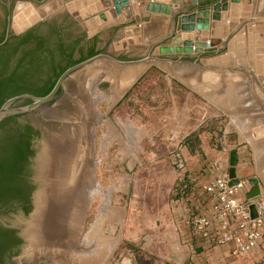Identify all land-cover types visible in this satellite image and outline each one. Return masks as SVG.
Instances as JSON below:
<instances>
[{"label":"rangeland","instance_id":"rangeland-1","mask_svg":"<svg viewBox=\"0 0 264 264\" xmlns=\"http://www.w3.org/2000/svg\"><path fill=\"white\" fill-rule=\"evenodd\" d=\"M44 2L36 5V9L44 6ZM258 3L262 12L251 15L236 31H245L248 25V29L257 33L253 37L257 41L251 39L248 47L252 66H262L264 58V0H254L255 5ZM27 7L29 3L18 1L14 10L17 14ZM61 8L66 13L80 10L85 19L97 15L101 5L88 6V0H54L41 7L38 14L40 17ZM91 11L95 14L88 17ZM18 26L15 25L16 29ZM173 31L174 38L182 34V30ZM121 32L116 28L102 30L101 53L125 60L165 59L128 63L99 56L68 75L63 82L62 98L50 108L19 116L20 122L34 123L40 128L31 166L37 192L42 190L41 195L37 194L40 226L34 237L30 218L8 216L10 223L22 230L25 243L15 263L0 260V264H264V245L256 253L233 260L221 253L213 257L198 250L189 226L190 215L197 211L195 204H191V194L205 191L202 184L208 179L207 171L199 165L208 163L213 154L218 158L221 150L226 153L223 166L228 170L230 150L239 149L242 158L245 157L243 162L252 160L249 147H244L247 143L239 142L237 130L225 133L218 129L220 126L233 129L234 125H227L231 117L204 108L206 99L196 92L197 85L202 87L196 78L197 71H202L205 64L211 67L215 62L220 64L221 58L200 60L197 66L199 52L175 49L183 46V39L179 43L170 37L152 42L134 39L130 43L126 38L118 39ZM228 44L227 39L224 47L218 48L216 44L217 49L208 53L228 54ZM163 46L172 51L161 52ZM240 54H246L244 47ZM207 112L218 113L217 122H207ZM71 123L73 129L67 132L76 153L81 140L86 139L88 144L89 180L84 179V185L81 184V199L85 200L78 229L70 235V223L74 226L75 219L71 217L67 192L61 193L62 198L52 199L59 154L65 149L66 139L70 140L63 139L67 132L46 139ZM204 131L208 132L206 139ZM247 134L250 136V132ZM179 156L183 159L180 167ZM62 166L64 169L63 163ZM80 174L78 170L72 178L73 186ZM79 188L76 185V190ZM52 230L58 234L53 235ZM35 240L44 241L43 247L52 249L50 253L39 252Z\"/></svg>","mask_w":264,"mask_h":264},{"label":"crops","instance_id":"crops-1","mask_svg":"<svg viewBox=\"0 0 264 264\" xmlns=\"http://www.w3.org/2000/svg\"><path fill=\"white\" fill-rule=\"evenodd\" d=\"M102 1L103 0H93L92 2V0H88V6L98 3L101 5V9L96 13H107L108 8ZM146 1L170 4L172 5L171 13H154L147 11L145 8H140V22L136 21L134 15L131 19L124 21H120L119 18L115 19L110 15L108 21L97 28L98 32L96 34L102 36V30L117 28L122 30L121 36L118 39L124 40L126 38L130 43H133L134 39L143 42H152V40L164 41L165 39L170 40L175 36L173 31L174 28L176 29V33L177 31L179 32L177 29L178 17L182 16L184 18L182 22L184 26L182 29L183 40H196L197 31H199L197 29H202V32L199 33L202 39H207L208 41L209 38L212 39V42L215 45L217 44L218 48L224 47L225 41L228 39V54L224 53L215 55L213 53L201 52L196 55L195 65H197L200 60L204 62L205 59L210 61L212 59L221 58L219 61L220 64L214 61L215 65H212V67L210 65L206 66L205 64L203 65L202 71H197L196 78L202 82V87L197 85L196 92L199 95H202L203 99H206L207 103L204 104V108L209 110L207 107H210L214 111H221L222 114L231 117L227 125H234L233 127L235 129H231V126H226L225 128L220 126L218 129L224 130L225 133H231L237 130L239 135L238 140L239 142L247 143L244 147L245 149L249 147L252 152H250L252 160L251 163L247 161L243 162L245 157L243 156L242 158L238 149L230 150L228 154L229 161L232 151H236L238 156L236 175L240 180H245L249 183L246 186V195H260L264 192V58L261 60L263 64L262 66H252L253 64L251 63L253 61L250 60L248 47H250L249 41L253 39L257 33L253 32V29H248V27H250L248 25L245 27L246 29L244 28L245 31H236L251 19V15L254 13H260L261 2L258 3V5H255L254 0H228V2L219 10V13L222 12V14H226L228 21H224L223 19L215 20L216 22L221 23L222 26L213 28L214 20L212 17L210 16L209 22L206 21L208 17L204 11L201 10L202 12H200L199 8L205 9L207 7H212L211 12L213 13V6L220 0ZM130 4L133 5L132 1H130ZM89 14L93 15L95 12L91 11V13H88V17ZM231 21L232 23H235L233 28H230ZM209 23L210 28L208 30H203V28H205L207 24L209 25ZM190 27L196 30L191 31ZM203 31H207V34H204ZM256 41L253 39L252 42ZM243 47L244 50H246L244 56L241 54L239 55V52ZM244 58L245 62L243 63L242 60ZM197 66H199V64ZM208 78H210V80ZM206 80L207 85H205ZM217 116H219L218 113L209 114L207 117L209 120H207V122H210V120L215 122V117ZM235 118L238 120V123H236L237 120L235 121ZM205 120L206 119H204V122ZM244 129H246V134L243 132ZM205 132L206 131L202 134L204 139H206L208 135V132ZM247 132H250V136ZM214 133L217 132L214 131ZM221 153V155H217L218 158L213 154L208 163L206 161L204 165H199L200 168L207 171L208 177V179L203 182L202 186L207 184L215 176L229 175L230 170L225 169L223 166L224 160H227V157H225L226 153L222 150ZM242 174H246L248 177H243ZM201 194H203V196L200 198ZM191 195L193 197L191 204H195L194 206L197 211L190 215V222L194 214L207 212L211 201L205 191L192 192ZM190 222L189 226L192 230ZM192 240H196L198 250H202L213 257L218 256L221 253L223 256L228 257V260L236 259L230 255L228 246H213L206 248V246L204 247L205 244L200 242L194 234ZM263 245L264 242L252 253H256Z\"/></svg>","mask_w":264,"mask_h":264},{"label":"flooded vegetation","instance_id":"flooded-vegetation-1","mask_svg":"<svg viewBox=\"0 0 264 264\" xmlns=\"http://www.w3.org/2000/svg\"><path fill=\"white\" fill-rule=\"evenodd\" d=\"M2 1L7 7L9 6V0ZM18 1L32 4L35 9L36 5H41L34 0H12L8 41L6 45L0 46L1 105L17 96H38L35 95L36 92H45L63 68H68L71 62L81 58L87 59L93 45L97 52L101 53L103 50L99 47L103 37L97 34L89 36L82 25V20L72 13H66L64 8L43 16L41 14L40 18L29 27L22 30L18 26L16 29L15 25L19 23L15 21L14 9ZM52 1L46 0L41 7H45ZM39 9L36 11L38 12ZM6 25V7L0 1V43L5 39ZM14 90L20 92L11 96ZM18 118L0 122V233L5 231L9 244L0 257L4 263H15L20 255L19 250L25 243L22 230L17 225L11 224L12 221L8 220V216L14 219L24 217L28 220L30 218L31 232L34 237L37 236L40 226L37 216L39 209L37 194L41 195L42 190L37 192V182L31 174L32 160L36 152L35 140L39 137L40 128L34 123L20 122ZM71 124L66 125L57 134L50 135L46 140L49 141L50 138L67 132L69 128L73 129V123ZM54 184L53 200L58 199L59 196L62 198L64 192H67L68 201L70 197H73V183L66 185L67 190L64 191L63 188L58 192L57 179L54 180ZM52 233L55 235L58 231L52 230ZM35 243L39 252L48 254L52 250L44 248L42 240H35Z\"/></svg>","mask_w":264,"mask_h":264},{"label":"water","instance_id":"water-1","mask_svg":"<svg viewBox=\"0 0 264 264\" xmlns=\"http://www.w3.org/2000/svg\"><path fill=\"white\" fill-rule=\"evenodd\" d=\"M3 5L6 7V13H7V25H6V32H5V39L0 43V46L6 45L8 41V34H9V26H10V15H11V3L12 0H9V6L7 7L2 0H0ZM38 3L43 2L44 0H34ZM113 1V3H112ZM103 0L102 2L106 7L108 8V12L100 13L95 16L89 17V18H83L82 14L79 11H73L72 14L77 17L79 20H82L83 27L88 31L89 36H93L98 32V27L101 26L103 23L108 21V17L110 15L113 18H119L120 21L129 20L132 18V16H135L136 21L140 22L141 17L139 15L140 8H145L149 12L154 13H165L170 14L172 10V5L166 4L163 2H156V1H150L147 2L146 0ZM130 1H132V4H130ZM234 1V0H233ZM228 0H220L218 3H216L213 6V13L211 12L212 7L207 8H199V11H204L206 16L208 17L206 21H210V16L214 20L213 22V28L221 27L222 24L219 22H216L217 20L223 19L224 21L228 18L225 13L222 14V12L219 13V10L222 8L224 4H226ZM202 10V11H201ZM15 21L19 22V27L23 30L27 27H29L31 24H33L35 21L38 20L39 14L34 8L32 4H29V7L26 8L25 11H20L17 14H15ZM183 17H178V24L177 29L182 30L184 28L182 22ZM216 20V21H215ZM230 28H233L235 26V23L230 22ZM191 28V27H190ZM210 28L207 24L203 30H208ZM227 28V25H226ZM192 29V28H191ZM197 33L199 34L202 32V29H197ZM204 34H207V31H203ZM183 34L181 36H176L173 40L174 43H179L182 39ZM183 46H178L177 51H196V52H211L216 49L215 44L212 42L210 43L207 39H202L197 35L196 40H184ZM169 47L163 46L161 48V52H166ZM99 56L107 57L111 60H114L116 62H135L140 61L144 59H165V58H154V57H143V58H137V59H115L114 57L110 56L106 53H97L86 60L76 63L74 65L69 66L67 69H65L55 80L53 85L50 87V89L43 95V96H34V95H23V96H17L15 98H12L8 100L6 103L0 106V122L3 120L35 113V112H41L43 110H46L50 108L53 104H55L59 99L63 96V89L61 85L63 84L64 80L67 78V76L70 73H73L77 69L85 66L86 64L90 63L94 59H96ZM169 60V59H166ZM244 63V59L242 60ZM238 161V156L236 151H232L231 157H230V185L234 186L237 185L240 182V179L236 175V165ZM179 167L183 165V159L179 156ZM256 195H252L249 197H254ZM252 212L255 215V208L252 207ZM1 214V213H0Z\"/></svg>","mask_w":264,"mask_h":264},{"label":"built area","instance_id":"built-area-1","mask_svg":"<svg viewBox=\"0 0 264 264\" xmlns=\"http://www.w3.org/2000/svg\"><path fill=\"white\" fill-rule=\"evenodd\" d=\"M248 181L230 185L229 175L215 176L204 190L210 197L205 213L194 214L190 225L193 234L208 247L228 246L238 258L256 250L264 242V192L246 195ZM255 208V215L252 212Z\"/></svg>","mask_w":264,"mask_h":264},{"label":"bare ground","instance_id":"bare-ground-1","mask_svg":"<svg viewBox=\"0 0 264 264\" xmlns=\"http://www.w3.org/2000/svg\"><path fill=\"white\" fill-rule=\"evenodd\" d=\"M87 106L85 107V109L88 112V107ZM76 129H79V128L76 127ZM86 136L88 137V134ZM63 137H62L63 139H66L68 137V140H70V141H67V139H66V144L64 145V148L65 149H64V151L61 150V153H60L61 155L59 154L60 158L58 156L59 160H58V166H57V169H56V173H57L56 174L57 175L56 176V179H57V182H58L59 186L56 187L57 192L60 191V190H62L63 188H64V191H65V189L67 188L66 185L68 183L69 184H72V178L77 175L78 170H79V174L81 173L80 174L81 175V178L79 179L78 183L73 186V191H74L73 197H70V200L68 201L69 202V206L72 207V214H71L72 220L75 219L74 222H73L74 223V226H72V224L70 223V229H71L70 235H71V234H73L74 229L75 230L78 229V219L80 220V218H81V216H80L81 215L80 214L81 206H82V202L85 200V199H83V200L81 199L82 198V194L80 192V189H81V184L84 185V183H83L84 182V179L86 181L88 179V144L85 143L86 139L84 140V142L81 140L82 144L79 147V153H76V149L74 148V144L71 142V138L72 137L69 135V132H67V134H65ZM62 151H63V153H62ZM62 163L64 164V169L62 168L63 171L61 169ZM64 179H67V182H65ZM65 183H67V184H65ZM76 185H79V187H80L78 189L79 192H77L78 190H76ZM72 236H74V235H72Z\"/></svg>","mask_w":264,"mask_h":264},{"label":"trees","instance_id":"trees-1","mask_svg":"<svg viewBox=\"0 0 264 264\" xmlns=\"http://www.w3.org/2000/svg\"><path fill=\"white\" fill-rule=\"evenodd\" d=\"M97 53H99V52H97L96 50H95V45H93L92 46V48L90 49V51H89V53H88V58L89 57H91V56H93V55H95V54H97ZM86 58L84 57V58H81L80 60H78V61H74V62H71L68 66H71V65H73V64H76V63H79V62H81V61H83V60H85ZM67 67H65V68H63L62 70H61V72L60 73H58L57 74V77L66 69ZM55 82V81H54ZM54 82H52V84L49 86V88L45 91V92H36V94L35 95H38V96H43L49 89H50V87L53 85V83ZM20 91L19 90H14L10 95L11 96H13V95H17V93H19ZM2 102V101H1ZM0 106H1V103H0ZM8 242V240L6 239V233H5V231H1V233H0V257L5 253V251H6V249L8 248V246H9V244L7 243Z\"/></svg>","mask_w":264,"mask_h":264}]
</instances>
